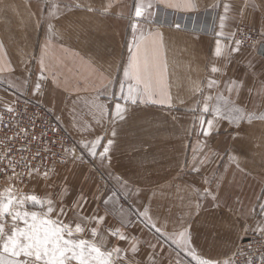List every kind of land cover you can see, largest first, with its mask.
<instances>
[{"label":"crops","instance_id":"0c3cea01","mask_svg":"<svg viewBox=\"0 0 264 264\" xmlns=\"http://www.w3.org/2000/svg\"><path fill=\"white\" fill-rule=\"evenodd\" d=\"M20 1L27 18L25 23H28L29 6L41 5V0ZM123 1L112 2L111 8L117 15L107 16L109 25L124 24L125 8L129 4L135 7L137 3V0ZM86 2L97 7L95 0H83ZM169 2L172 0H151L152 5L160 3L167 7ZM194 2L195 9L169 7L188 17L193 30L173 27L151 32L162 34L156 39L162 41L160 57L167 68L165 91L171 103L129 104L123 120L114 118L112 112L118 102L123 67L134 36L124 35L125 27L114 31L108 27L110 33L121 34L116 36L50 40L44 69H41L40 59L48 40L2 43L0 49V67L3 68L0 80L8 88L7 91L0 87V107L14 96L28 95L32 69L38 73L34 87L39 84L41 88L49 82L50 93L56 92L55 88L72 90L66 77L74 73L78 77L84 73L99 77L102 85L97 80L96 83L91 81L86 90L103 86L109 89L112 101L107 102L108 116L114 124H110L107 132L93 130L88 135L82 131L76 138L84 152L94 158L104 179L112 180L113 194L102 193L105 192L103 181L83 160L64 161L50 176L34 174L24 185L10 183L26 194L52 193L53 198H57L62 193L66 209H72L73 203L79 202L83 204L84 215L104 216L102 227L120 228L129 237L128 241H119L109 236L110 246L130 249V243L136 242L138 251L127 252L132 264H196L185 250L173 243L174 234L184 229L189 230L192 247L200 256L221 264L228 261V256L245 237L264 235L256 231L258 222L264 225L260 209L264 204V120L245 119L235 125L219 119L206 136L203 134L206 121L213 115L202 113L208 96L214 98L208 101L210 106L223 105L224 99H231L246 113L257 117L264 113V88L261 87L264 85V0H254L255 8L250 4L246 6V0ZM108 3L109 0H105L100 7L106 8ZM225 3L230 5L228 13L224 12ZM2 8L4 5L0 4ZM223 15L227 19L221 28L219 17ZM201 24L208 29H202ZM238 25L252 26L261 32V39L254 48L239 45L238 52L231 51L237 46L230 43L229 38ZM217 41L221 56L216 55ZM35 54L39 58L34 65ZM124 54L126 59L122 61ZM214 66L221 71L212 72ZM209 80L217 83L209 88ZM233 81L243 82L238 93L228 92ZM93 100L103 108L101 100ZM45 107L54 115L59 112L48 103ZM201 118L205 121L203 128ZM97 137L102 139L93 157L84 145ZM109 139L114 143L102 159L99 153ZM117 194L128 199L129 207L119 203ZM105 200L109 202L105 204ZM69 214L72 217V212ZM121 221H127L126 226ZM152 223L159 232L151 227ZM92 226L95 225L89 227Z\"/></svg>","mask_w":264,"mask_h":264},{"label":"snow or ice","instance_id":"6c2138e0","mask_svg":"<svg viewBox=\"0 0 264 264\" xmlns=\"http://www.w3.org/2000/svg\"><path fill=\"white\" fill-rule=\"evenodd\" d=\"M248 4L255 8L254 0H246ZM75 7H82L75 4ZM112 6V0L105 9L104 14ZM169 7L180 8L184 10L195 9L194 0H172L168 3ZM52 8L59 11L57 4H52ZM151 0L145 3V0H137L135 5V17L143 18L147 12L148 16L153 13L148 11L151 9ZM224 12L230 11V5L224 4ZM89 11L93 9L88 8ZM54 15V13H50ZM226 15L220 16V26L224 27ZM177 29L182 26L177 23L174 25ZM49 33L52 35L51 24L48 25ZM134 32L133 41L129 44V58L123 67V79L120 81V92L118 102L114 105L112 116L116 119L123 120L127 111V105L146 104V103H171V97L165 91L166 88V64L161 61L160 48L162 41L157 37H162L161 33H149L147 36L141 30L138 23L132 24ZM139 32V35L135 33ZM51 41L45 42L42 49L40 65L41 69L45 68L44 58L47 55ZM237 47L231 51L238 52L240 40H236ZM216 55H222V49L217 41ZM3 44L0 43V49ZM0 71L3 68L0 67ZM212 72H220L221 69L212 67ZM217 81L209 80L208 87L212 88ZM243 82L233 81L230 83L228 92H239ZM37 84L36 88L39 89ZM264 88V85L261 86ZM199 90V89H198ZM212 96L205 98L202 113H211L212 119L206 121L207 128H204V135H210L212 130L219 123V119L229 120L230 123L239 125L240 121L247 119L248 121L258 118L264 120V113L258 117L253 113H246L244 109L238 107L231 99H224L223 105H209L208 101L213 100ZM119 101H123L121 103ZM9 112L12 108L7 109ZM101 114H103L101 106ZM205 121L201 118V127L203 128ZM115 136V131L112 132ZM102 137L90 144L85 143L84 147L88 149V153L95 157L97 155L96 148L99 146ZM114 141L109 139L107 144L103 146V151L99 156L103 159L107 156L110 147ZM76 157H74L75 159ZM7 169H11L12 175L8 177L23 180L25 173H17L15 171L16 164L9 160ZM5 168H0V172H5ZM39 169L29 168L27 175L31 177L33 173ZM45 177L48 173H43ZM54 194L47 193L45 196L37 194H26L17 190L14 185L9 184L3 190H0V264H132L127 257V252L132 253L138 251L135 241L130 243V249H122L118 245H109L108 237L115 238L119 241H128L129 237L121 231L120 228H104L102 227L105 217L96 214L84 215L83 204L74 202L72 209H66L63 203V195L58 194L57 198H53ZM215 199V197H213ZM109 201L105 200L107 204ZM261 215H264V204L260 205ZM69 212H72L71 219H68ZM144 215H147L145 212ZM149 223L151 218L148 217ZM126 226L127 221H121ZM90 224L95 226L89 227ZM157 232L154 223L151 224ZM256 231L264 232V225L257 223ZM86 234L91 238H85ZM173 243L178 248L187 252V254L196 262V264H221L220 261L200 256L195 248L192 247L191 234L188 229H184L174 234ZM155 247V245H152ZM260 259L264 261V256ZM223 264H229V261H223ZM251 264V262H249Z\"/></svg>","mask_w":264,"mask_h":264},{"label":"rangeland","instance_id":"374dc122","mask_svg":"<svg viewBox=\"0 0 264 264\" xmlns=\"http://www.w3.org/2000/svg\"><path fill=\"white\" fill-rule=\"evenodd\" d=\"M103 1L105 0H95V5L97 7H93L87 5V2L83 3V0H41V5L29 6L28 10L30 11V13L28 16V23H25V20L27 18L24 10H22L23 6L21 7L20 0H0V4L4 5V8L0 9V43L121 35L117 32L110 33L109 31H107L108 27H111L113 31L118 27H125L124 35H130L134 34L132 29V24L134 22L138 23L141 26V30L144 33L159 31L161 28V30H163L164 28L172 29L177 23L182 26L180 28L181 30L187 29L188 27L190 30H193L192 26L189 25L190 23L188 21V17H185L178 11L172 10L171 8L164 6L160 3L153 4L151 9L148 10L153 13L152 16H148L146 12L145 17L139 19L135 17V7H131L129 4V6L125 8L124 17H122L123 21H125L124 24H118L115 22V24L109 25L108 22H106L107 16H115L117 15V11L113 8H110L108 10V13L104 14L103 9L105 8L100 7V4ZM126 1L129 0H124L123 2L126 3ZM112 2H120V0H112ZM54 3L57 4L59 7L58 12L55 8L51 7V5ZM77 3L82 5V7H75L74 5ZM145 3H147V0H145ZM103 6H106V3ZM89 7H91L93 10L89 11ZM50 13H54V15H51ZM80 13L84 15L80 16ZM40 14H42V18H40ZM49 24L53 26L52 35H50L49 33ZM206 26L201 24L202 29H208L205 28ZM35 27H37V31H35L34 37ZM241 27H246L250 29V31L256 33L259 38L258 42L260 41L261 32H259L256 28L248 25H238L233 31L234 33L231 38H229L230 43H235V41L237 40L236 35L238 34L236 29ZM135 34H139V32ZM256 44L251 45L249 43H241L240 45H243L244 47L247 46L250 48H254ZM127 53L129 58V52ZM38 58L39 57L37 54L32 57L34 65L38 62ZM125 59L126 56L124 54L122 55V61ZM120 74L121 72L118 74L119 77ZM36 75H38L37 70L32 69V71L30 72V78L28 79L31 88L29 90L28 95H24L35 98L36 100L38 99L37 101L40 100L39 102H41L45 106L46 103H48L59 111L56 113L57 116L55 115L59 123L62 124L64 129H68L69 132L66 129L65 130L69 133V135H72V138L77 141L80 150L83 152L82 154H80L76 150L74 156L76 158L74 159V157H72L71 159L77 162L83 160V162L87 164V167H89L92 173H94V175H96L100 179V181H103L105 192L102 193L110 192L113 194L114 185L112 184V180H110V178L108 177L107 179H104L99 169V166H96L95 164L94 158H90L86 154V152H84V149L78 142V138H76L77 134L82 131L88 135H90L93 130H103L107 132L110 124L113 123V120L111 123V118L108 116L107 108L108 100L112 101V96H108L109 89H104L103 86L100 89L86 90L85 87H88L91 81H94V83H96L97 80L99 84L102 85L101 80H99V77H92L85 73L82 74L81 77H78L74 73L73 76L66 77V79L69 81L68 87H71L72 90L64 91L55 88L56 92L52 91L50 93V91H48L47 89V87L49 86V82H47L45 86L43 85L38 90L36 87H34V79H36ZM103 84L105 85L106 81H104ZM5 86L6 83H4L3 80H0V87H4V89L8 91V88H6ZM79 86H81L82 89H79ZM15 98H17V96H14V98H12V101ZM93 99H99L102 101L103 114H101V106H99L97 103H94L95 101ZM68 160L70 159H67L66 161ZM10 182L11 181L8 180H0V190H3L5 187L9 186V184H12ZM14 187L16 188V186ZM118 197L120 199V204L129 207L128 199L123 198L121 194L118 195ZM98 202L99 200H97L95 204L96 207L98 206ZM68 219H71L70 214L68 216ZM85 238H87V235L85 236ZM230 255L228 256V259Z\"/></svg>","mask_w":264,"mask_h":264},{"label":"built area","instance_id":"2783aa9c","mask_svg":"<svg viewBox=\"0 0 264 264\" xmlns=\"http://www.w3.org/2000/svg\"><path fill=\"white\" fill-rule=\"evenodd\" d=\"M236 39L241 43L256 44V33L248 28H237ZM247 32H246V31ZM12 108L9 112L7 109ZM82 154L77 141L69 135L57 117L47 107L32 97L20 95L13 101L0 107V180H8L12 175L7 169L8 161L16 164L17 173H25L23 180L13 179L21 185L34 175L47 172L50 176L59 164ZM29 168L39 169L29 177ZM47 176V177H48ZM264 236L245 237L230 255L229 264H264Z\"/></svg>","mask_w":264,"mask_h":264}]
</instances>
